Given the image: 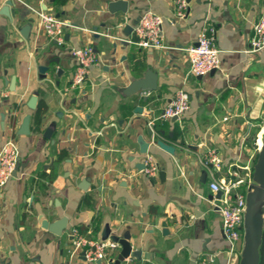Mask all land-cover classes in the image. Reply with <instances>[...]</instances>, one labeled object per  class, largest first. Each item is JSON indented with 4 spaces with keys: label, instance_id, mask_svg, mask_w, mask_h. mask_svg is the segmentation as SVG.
I'll list each match as a JSON object with an SVG mask.
<instances>
[{
    "label": "crops",
    "instance_id": "obj_1",
    "mask_svg": "<svg viewBox=\"0 0 264 264\" xmlns=\"http://www.w3.org/2000/svg\"><path fill=\"white\" fill-rule=\"evenodd\" d=\"M8 1L0 0V148L12 141L21 166L0 189V264L110 263L87 262L71 247L72 231L92 241L106 231L128 234L142 257L122 264H196L209 257L210 264H239L241 249H229L211 203L219 198L209 185L233 180V172L247 180L259 157L264 49L247 50L264 0H187L184 18L176 15V0ZM113 2L126 3V13H109ZM38 11L68 24L63 44L42 32ZM148 11L164 21L167 50L126 42ZM204 26L216 30L220 67L194 77L184 49ZM86 46L98 62L86 82L70 90L77 64L71 51ZM148 72L156 91L127 95L131 82ZM178 91L189 96L187 112L155 121ZM32 98L35 109L27 107ZM26 116L30 131L20 136ZM139 137L149 144L146 154ZM208 150L219 167L204 166ZM147 157L158 167L152 178L141 169ZM62 217L61 236L42 229V221Z\"/></svg>",
    "mask_w": 264,
    "mask_h": 264
},
{
    "label": "built area",
    "instance_id": "obj_2",
    "mask_svg": "<svg viewBox=\"0 0 264 264\" xmlns=\"http://www.w3.org/2000/svg\"><path fill=\"white\" fill-rule=\"evenodd\" d=\"M187 0H176L175 11L179 18L185 17ZM40 18L41 30L47 38L58 45L63 44L64 28L68 27L65 21L60 20L44 11L37 12ZM163 19L153 12L144 13L133 26V37L128 44L145 50H167L163 43ZM216 30L212 26H204L195 44L184 49L189 72L194 77H205V75L217 70L220 67V51L215 46ZM248 53H255L264 49V14H262L253 25V34L248 42ZM72 57L76 60V71L70 81L69 89L80 88L87 80L91 67L98 62V58L91 47L75 48L71 51ZM190 108L189 96L183 91H178L169 100V104L164 108L161 115L155 121L178 120ZM154 126L151 121L149 127ZM18 148L12 141H6L0 148V189H3L8 180L12 178L18 165ZM220 159L214 150H208L204 166L219 167ZM158 170L156 163L146 158L143 173L152 178ZM235 179L213 181L209 188L216 195L221 194L219 199H213L211 203L220 213L221 231L228 242L229 249L236 251L239 245L241 252L244 239L243 221L246 207V192L251 180L241 179L235 172L231 173ZM252 178V177H250ZM240 189V191H238ZM71 247L73 250L81 251L83 258L89 263L101 261L111 262V255L117 251L119 245L111 240L92 241L85 236L79 235L77 231H72ZM213 259L209 257L206 261L201 260L196 264H210Z\"/></svg>",
    "mask_w": 264,
    "mask_h": 264
},
{
    "label": "water",
    "instance_id": "obj_3",
    "mask_svg": "<svg viewBox=\"0 0 264 264\" xmlns=\"http://www.w3.org/2000/svg\"><path fill=\"white\" fill-rule=\"evenodd\" d=\"M6 5H14L12 0H9ZM7 11V12H6ZM126 3L113 2L108 7L109 13H126ZM3 15H8V9L4 8ZM137 21L134 23L136 24ZM131 29V28H130ZM41 73L45 74L48 69L46 67H39ZM14 86V80L10 83V89ZM157 85L155 83V77L152 76L150 72L145 74L143 78L136 79L131 82L130 87L127 89L126 94L131 96L134 94H150L152 91H156ZM145 99V98H144ZM143 99V100H144ZM35 98H32L28 103L27 107L30 109H35ZM145 101V100H144ZM140 111V108L136 109V112ZM30 116H26L22 121V127L20 129L19 135L29 134ZM172 120H176L175 118ZM152 131L148 132V136L151 137ZM139 145L140 153L146 154L149 144L141 137L136 140ZM157 146L162 149L167 154H173L174 148L172 146H167L161 141L156 142ZM258 160L255 164L252 172V182L249 184L246 192V207L245 216L243 221V231L244 239L242 252L240 256L239 264H259L260 261V246L262 243V237L264 234V135L262 136V142L259 147ZM20 163H18L13 176L20 168ZM144 166H141L143 169ZM88 181H82L80 188L85 190ZM221 194L217 193V198H220ZM67 218L62 217L54 223H48L47 221H42V229H46L50 233L56 236H61L62 231L66 228ZM103 240L109 239L114 243H118L120 246V253L117 255L115 260H112L109 264H122L126 259L140 260L142 257V252L139 250L133 251L131 245L129 244L130 237L128 234L124 235L123 238L110 236L108 231L104 233L102 237ZM146 258V257H144Z\"/></svg>",
    "mask_w": 264,
    "mask_h": 264
},
{
    "label": "trees",
    "instance_id": "obj_4",
    "mask_svg": "<svg viewBox=\"0 0 264 264\" xmlns=\"http://www.w3.org/2000/svg\"><path fill=\"white\" fill-rule=\"evenodd\" d=\"M260 261H259V264H264V234H263V237H262V243H261V246H260Z\"/></svg>",
    "mask_w": 264,
    "mask_h": 264
},
{
    "label": "rangeland",
    "instance_id": "obj_5",
    "mask_svg": "<svg viewBox=\"0 0 264 264\" xmlns=\"http://www.w3.org/2000/svg\"><path fill=\"white\" fill-rule=\"evenodd\" d=\"M248 180H251V182H252V178H249Z\"/></svg>",
    "mask_w": 264,
    "mask_h": 264
},
{
    "label": "bare ground",
    "instance_id": "obj_6",
    "mask_svg": "<svg viewBox=\"0 0 264 264\" xmlns=\"http://www.w3.org/2000/svg\"><path fill=\"white\" fill-rule=\"evenodd\" d=\"M263 211H264V207H263Z\"/></svg>",
    "mask_w": 264,
    "mask_h": 264
}]
</instances>
